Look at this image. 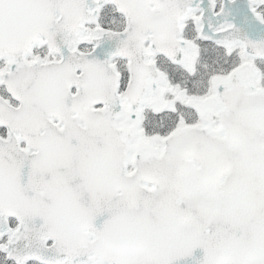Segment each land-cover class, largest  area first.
<instances>
[{
    "label": "snow or ice",
    "instance_id": "6c2138e0",
    "mask_svg": "<svg viewBox=\"0 0 264 264\" xmlns=\"http://www.w3.org/2000/svg\"><path fill=\"white\" fill-rule=\"evenodd\" d=\"M0 264H264V0H0Z\"/></svg>",
    "mask_w": 264,
    "mask_h": 264
}]
</instances>
